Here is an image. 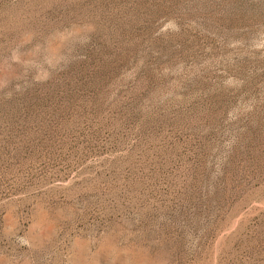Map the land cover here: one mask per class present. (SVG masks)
<instances>
[{
  "label": "rangeland",
  "instance_id": "374dc122",
  "mask_svg": "<svg viewBox=\"0 0 264 264\" xmlns=\"http://www.w3.org/2000/svg\"><path fill=\"white\" fill-rule=\"evenodd\" d=\"M0 264H264V0H0Z\"/></svg>",
  "mask_w": 264,
  "mask_h": 264
}]
</instances>
